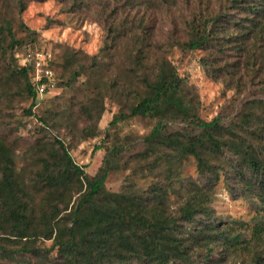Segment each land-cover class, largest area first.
<instances>
[{"label": "trees", "instance_id": "1", "mask_svg": "<svg viewBox=\"0 0 264 264\" xmlns=\"http://www.w3.org/2000/svg\"><path fill=\"white\" fill-rule=\"evenodd\" d=\"M57 1L105 32L92 55L57 45L59 62L51 56L48 68L65 88L63 105L33 82L42 50L21 19L28 0H0V264H264V0H187L179 17L181 0ZM160 12L171 19L165 34ZM173 49L202 51L210 79L247 95L236 116H201ZM107 102L118 107L110 129L152 117V130L113 136L107 147ZM24 118L37 121L36 137L20 154ZM62 129L72 140L105 136L95 175L75 161L72 141L50 134ZM135 143L142 149L129 154ZM127 154L134 174L153 177L143 192L106 187ZM220 183L255 210L250 223L216 213Z\"/></svg>", "mask_w": 264, "mask_h": 264}, {"label": "rangeland", "instance_id": "2", "mask_svg": "<svg viewBox=\"0 0 264 264\" xmlns=\"http://www.w3.org/2000/svg\"><path fill=\"white\" fill-rule=\"evenodd\" d=\"M194 1V0H193ZM11 8L14 9L13 5ZM188 8L187 0H181L179 8L174 12V15L179 17L180 14H185ZM157 33L165 34L169 28L170 20L165 13H158ZM22 21L31 29L38 32V45L36 48L42 52L51 54L52 58L59 62L60 49L57 45L60 43L67 44L75 49L83 50L88 54H95L102 47L105 40V32L103 27L92 18L83 19L81 16L73 15L67 12L62 3L57 0H28V5L21 15ZM17 35L23 37L24 32L15 28ZM161 35V34H160ZM162 37H164L162 35ZM19 62L24 63L21 54H19ZM204 55L202 51H194L184 53L178 49H173L169 54V59L177 67L178 73L185 78L187 82L198 92L201 108V116L205 120L222 114L225 118H232L237 115L241 109L243 98L236 96L235 91L227 88L221 82H215L210 79L202 66L199 59ZM45 96V97H44ZM44 99H57L56 102L63 105L66 101L67 95L64 87L57 86L51 90L47 95H43ZM59 97V98H58ZM27 103L26 106H28ZM41 108V106H39ZM118 107L107 102L106 112L100 122L99 127L102 131L108 129L111 133V138L105 143L109 147L112 143L113 136H127L134 135L136 137L147 135L153 127L154 119L152 117H134L120 123L116 128L110 129V122L117 113ZM21 115V111H17ZM24 128H22L20 135L23 141L21 142L18 152L24 153L29 143L33 142L36 137L37 121L33 118H24ZM50 133V132H48ZM50 134H57L67 143H71V153L75 161L85 167L86 172L93 176L95 175L103 164L106 151L103 149L95 151V148L101 144L104 135H100L90 140H80L78 137L71 139L66 136V131L62 129L61 132H52ZM141 150V144H134L130 147V151ZM129 154L121 158L120 168L110 173L106 183V187L111 192H120L125 185L134 184V190L143 192L149 186L153 177L151 175H140L133 173L131 166H125ZM20 161V160H19ZM186 174L196 177V167L194 164H189L185 169ZM147 175V176H146ZM218 215L227 218H236L250 223L256 215L255 210L248 205L247 202L233 199L226 191L223 183H220L215 190V197L212 204Z\"/></svg>", "mask_w": 264, "mask_h": 264}, {"label": "built area", "instance_id": "3", "mask_svg": "<svg viewBox=\"0 0 264 264\" xmlns=\"http://www.w3.org/2000/svg\"><path fill=\"white\" fill-rule=\"evenodd\" d=\"M50 59L51 54L49 53L37 52L35 54L33 82L41 96L56 88L55 83L52 81V72L48 68Z\"/></svg>", "mask_w": 264, "mask_h": 264}]
</instances>
